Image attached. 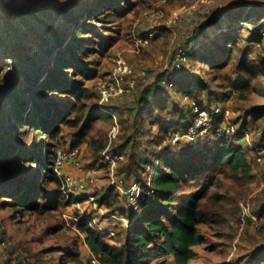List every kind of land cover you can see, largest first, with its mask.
<instances>
[{
	"label": "rangeland",
	"instance_id": "1",
	"mask_svg": "<svg viewBox=\"0 0 264 264\" xmlns=\"http://www.w3.org/2000/svg\"><path fill=\"white\" fill-rule=\"evenodd\" d=\"M127 4L129 11L126 14L108 17L111 23L105 24L95 17L89 20V26L93 27L82 34L83 37L93 39L91 46L99 38L109 41V44L103 49L97 45L95 52L86 54V58L94 64L91 67L94 74L84 78L89 98L81 99L75 105L72 103L74 107L68 110L60 133L56 139L49 141L53 144L54 161L60 152L68 148L79 149L82 169L78 170L68 163L62 172L75 182L84 179L86 174L97 178L95 185L87 189L94 196V201L75 191L73 183L68 184L57 174L62 180L64 200H72L67 206L38 212L24 208L18 210L12 199L0 197V264H20L17 256L26 258L28 264H89V247L84 242V234L76 226L83 219H88L96 230L106 231V241L111 246L123 244V233L129 228V223L119 218H125L124 215L116 213L115 217H110L106 207L100 206L95 198L109 194L112 199L118 194V210H127L124 209L126 187L120 180L128 183L129 178H134L135 163L156 150L154 141L158 132L156 124L136 119L134 109L138 98L144 90L164 78H176L177 71L183 66L188 68V72L204 78L210 88L220 94L222 100L219 102L229 111V120L236 129L240 130L246 123L244 130L252 143L260 145L264 142V114L257 119H252L250 114L256 107L264 106V19H256L257 15H253L261 14L264 18V0H129ZM86 5L90 7L91 2L0 0V85L5 87L18 83L21 92L23 87L28 88L24 77L14 73L17 60L21 56L32 57L38 50L35 43L41 26L56 9L79 11ZM231 8H241L243 12L235 23L225 13ZM248 13L250 19L247 20L245 16ZM213 18H218L219 27L211 26ZM66 24L71 26L68 21ZM149 32L155 35L147 45H143L140 41ZM229 32L237 35L238 47L231 48L223 42ZM256 32L261 35L256 36ZM23 34L27 37L26 47L31 46L32 49L30 53L13 55V45L20 43ZM188 45L193 47L188 50ZM218 45L231 50L225 65L213 67L214 63L226 57L222 53L216 54L210 61L212 65L210 62H190L187 52L216 53ZM41 57L31 59L32 72ZM243 59L253 63L256 74L240 67ZM118 60L131 68L132 72L124 82L133 81L134 89L101 106L97 83L102 80L118 82L112 72ZM171 86L169 84L168 88ZM49 99L58 101L65 110L72 101L70 96L60 94H52ZM171 99L175 104L174 110L189 107L187 98L181 95L171 94ZM200 100L205 103V98ZM7 102L3 101L4 108L11 110ZM94 110L103 115L90 119ZM167 118V110L157 114V119L161 121ZM20 137L28 144L27 149L21 147L25 153L38 148L36 132L29 129L27 135L21 134ZM214 137V133H209L192 141L184 138L173 148L177 155L183 154L195 146H207ZM233 139L235 143L239 141L238 138ZM251 152L253 150L249 149L247 153L251 166L249 177L224 166L213 173L204 172L198 181L186 185L185 194H202L199 198L200 220L195 225L200 239L191 246L194 256L187 264H264V261L256 259L258 251L264 248V166L252 160ZM112 153L124 155L123 162L113 172L106 164L107 156ZM14 170L33 181L39 172L36 164L27 161L14 163L6 174L10 175ZM49 188L53 192L54 185H49ZM46 202L41 200L43 205ZM243 206L248 210L246 216ZM109 231L114 235H108ZM150 264L175 263L167 257Z\"/></svg>",
	"mask_w": 264,
	"mask_h": 264
},
{
	"label": "trees",
	"instance_id": "2",
	"mask_svg": "<svg viewBox=\"0 0 264 264\" xmlns=\"http://www.w3.org/2000/svg\"><path fill=\"white\" fill-rule=\"evenodd\" d=\"M88 1L91 2L90 7L86 5L79 11L56 9L41 26L38 41L35 43L38 50L32 57L21 56L17 60L14 73L24 77L28 88L23 87L21 92L18 83L5 87L0 85V197L12 199L18 210L24 208L38 212L67 206L72 201L64 200L62 180L54 171L53 144L49 141L56 139L60 133L61 125L66 123L68 110L81 99L89 98L84 87V78L94 74L91 68L94 64L86 58V54L95 52L97 45L103 49L109 44V41L99 38L91 46L93 39L83 37L82 34L93 27L89 26V20L95 17L108 24L112 22L108 19L109 16L119 17L129 11V0ZM225 13L235 23L243 12L241 8H231L225 10ZM104 15L107 17L103 18ZM253 15H257L256 19H264L261 14ZM245 19H250L249 13ZM65 21L71 26L68 27ZM210 21L212 27H219L218 18ZM259 33L256 32L255 35H261ZM228 34L223 42L231 48L236 47L237 35L231 32ZM26 40L27 37L23 34L20 43L13 45L14 50L11 53H30L32 48L26 47ZM192 47L188 45L186 49ZM216 50V53L194 50L187 54L191 58L190 62L199 63H209L216 54L226 55L223 60L214 63L213 67L217 68L225 65L231 50L223 45L216 46ZM39 57L40 62L34 64L37 67L32 72L31 59ZM209 64L212 65V62ZM240 67H246L253 75L256 74L253 69L255 66L246 59L240 61ZM177 72L179 74L176 78L166 77L162 82L144 90L134 109L136 119L142 123L149 120L150 124L158 126L154 141L156 150L135 163L134 178H129L128 181L139 183L143 193L152 190L149 197L139 203L140 212L128 207L126 200L124 209L127 210H118V194L113 195L112 199L109 194H101L95 198L100 206L106 207L109 215H124L125 218L118 217L129 223V228L123 233V244L119 247L108 244L106 231L96 230L88 219L76 223L77 229L85 236L84 242L90 253L96 255L103 264H150L151 261L167 257H171L175 264H187L194 256L191 246L200 239L195 225L200 220L199 198L202 194H185L186 185L198 181L204 172L213 173L224 166L234 173L250 176L251 166L247 160L249 148L241 141L235 143L231 136L214 134L215 137L207 146H195L185 150L183 154H176L173 148L175 146L170 143L169 138L173 131L185 130L191 124L194 117L191 102L210 111L214 105H221L219 101L222 100L220 94L215 93L204 78L188 72L185 66ZM169 84H172L171 88H168ZM233 91L235 90L230 92ZM23 94L26 96L23 97ZM52 94L71 97L72 101L68 103L66 110L55 99H49ZM171 94L187 98L189 107L174 110ZM201 97L205 98V103L200 100ZM3 101H8L11 110H5ZM213 103L215 104L212 106ZM166 110L167 120L157 119V114ZM250 114L252 119L259 118L264 114V106L256 107ZM100 115L103 114L94 110L90 119ZM246 127L247 124L244 123L241 129ZM86 128L87 126L84 130ZM29 129L36 132L38 148L25 153L23 149H27L28 144L20 135H27ZM165 141L167 142L164 144ZM18 161H27L38 166L39 172L34 181L23 178L17 170L10 175L6 174ZM49 185H54L53 192ZM8 187H12V190H8ZM110 189L113 191L114 187ZM42 199L47 201L45 205L41 203ZM260 251L257 252L259 255L256 259L264 261V253L260 254ZM69 255L74 256L73 253Z\"/></svg>",
	"mask_w": 264,
	"mask_h": 264
},
{
	"label": "built area",
	"instance_id": "3",
	"mask_svg": "<svg viewBox=\"0 0 264 264\" xmlns=\"http://www.w3.org/2000/svg\"><path fill=\"white\" fill-rule=\"evenodd\" d=\"M154 35L155 34L153 32H149L146 38L142 39L140 42L143 45H147L154 37ZM112 72L113 75L117 78L118 82L111 83L110 81L102 80L97 83L98 98L101 106L106 105L113 98L121 97L122 95H125L134 89L133 81L124 82L125 78L129 77L132 72L131 68L125 62H123L122 60H118L112 68ZM191 105L194 115L193 120L185 130L173 131L171 133L169 141L172 145L184 138L192 141L195 138L208 135L209 133L231 136L233 138H238V140L241 141L245 147L252 149L253 152L250 153V155H252V160L264 166V142L260 145H254L251 139L248 137V133L244 129H236L229 120L230 114L228 110H226L221 105L213 106L210 111L199 107L194 102H191ZM101 109L104 110V107H102ZM123 160V154L112 153L111 155L107 156L106 164L108 165L109 170L113 172L123 162ZM68 163L78 170L82 169L83 162L79 153V149L77 147H71L66 151L59 153L54 162V171L68 184L73 183L75 191H77L78 193H83V195H86V198L88 200L94 201V196L91 195L87 189L95 185L97 178H95L91 174H86L84 179L80 180L79 182H75L69 176L64 174V172H62L64 165ZM120 183L123 184L124 187H126L124 192L126 205L139 213V203L145 201L152 193V190L148 191L147 193H143L139 188L140 184L137 182L125 183L123 180H120ZM243 211L245 216L248 215V210L244 206ZM111 215L110 217H115L114 214ZM108 233L111 236L114 235L113 232L109 231ZM16 260L20 264H28V260L22 256H17ZM89 264L103 263L96 255L90 253Z\"/></svg>",
	"mask_w": 264,
	"mask_h": 264
}]
</instances>
